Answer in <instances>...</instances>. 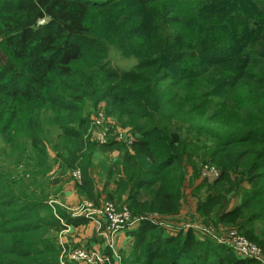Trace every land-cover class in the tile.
<instances>
[{
  "label": "trees",
  "instance_id": "obj_1",
  "mask_svg": "<svg viewBox=\"0 0 264 264\" xmlns=\"http://www.w3.org/2000/svg\"><path fill=\"white\" fill-rule=\"evenodd\" d=\"M110 47L136 63L114 66ZM97 107L129 143L91 138ZM0 142V264H61L58 233L90 219L48 200L49 149L93 207V158L119 153L108 196L140 218L124 264H259L150 215L178 213L196 156L219 175L195 211L264 251V0H0Z\"/></svg>",
  "mask_w": 264,
  "mask_h": 264
},
{
  "label": "rangeland",
  "instance_id": "obj_2",
  "mask_svg": "<svg viewBox=\"0 0 264 264\" xmlns=\"http://www.w3.org/2000/svg\"><path fill=\"white\" fill-rule=\"evenodd\" d=\"M108 57L114 66L119 67L121 69H130L136 63V59L133 56H123L114 47L109 48ZM87 114L89 115L91 120L90 136L93 140H100L106 137L115 136L117 139H121L124 141L126 140V143H129L128 142L129 139L134 137V134L129 130V127L123 128L121 126H116V128H114L112 132L108 133L107 129L109 130L110 125H107L106 123L113 122L115 119L112 117L103 118L102 112L100 111L99 107L92 110L87 109ZM4 151H5L4 146L0 142L1 163L5 162ZM49 153H50V157H52L51 159L52 168H51V178H50V192L52 194L48 196V200L50 202H54L55 199L64 200L67 195H72V194L79 198L78 194L80 193L76 189V176L74 175V172L66 171L64 169L59 168L58 164L54 162L55 152H53L52 149H49ZM118 159H119V153L117 151L106 152V153L98 152L95 154L90 172L95 181L99 193H100L99 186L102 184L103 180L104 179L108 180L105 177L104 167H106L109 163L111 164L116 163ZM183 164L185 168V182L183 185V194L179 202L178 213L174 216H166L162 218L156 215H150V218L154 220L158 219L160 227L164 228L166 231H171V232L177 231V228H175L176 226H181L180 227L181 229L187 230V227L185 225L189 223L190 225H194L191 228L193 237H197L202 241H209L210 243L216 241L221 243L223 247H227L228 244L225 243L224 241L231 240L232 236H230L229 233L230 230H233L238 234L240 233L237 230V226L232 224H223L216 222L215 220H213L216 218L217 216L216 214L212 215L213 219L204 221L203 218L200 215H198V213L195 211L196 203L198 199H202L206 196V194L208 193L206 187L210 185L212 181V177L203 175L201 170L205 165H208V163L199 161L196 156H190L184 158ZM7 173L11 175V168L7 171ZM23 174H24L23 167L20 166L18 167L17 172L14 173V177L15 178L20 177ZM23 183L24 185H26L27 181L24 180ZM243 185L244 182H242L241 186L243 187ZM149 190L150 188L144 189L143 192L146 194V192H149ZM239 190L240 189H238V191ZM81 196L84 197V195ZM107 197L108 199H110L108 194ZM241 197H242L241 192L234 191L233 193L230 194V197L228 196V200L225 201L224 204H226L225 206L227 207H231L232 205L237 203ZM51 199L54 200L52 201ZM79 199H80L79 203H82L81 198ZM61 207L63 208V206ZM91 210H92L91 207L86 206V204L80 205L79 208L77 209V211H80L85 216L87 215L90 216V214L88 213H91L92 212ZM180 210H182V212H179ZM258 223L262 224L261 221H259ZM85 224H87V222ZM245 238L248 240L247 237ZM231 249L235 251L233 248ZM235 252L238 253L237 251ZM263 257H264V251H263ZM251 261L256 262L257 260L253 259Z\"/></svg>",
  "mask_w": 264,
  "mask_h": 264
},
{
  "label": "built area",
  "instance_id": "obj_3",
  "mask_svg": "<svg viewBox=\"0 0 264 264\" xmlns=\"http://www.w3.org/2000/svg\"><path fill=\"white\" fill-rule=\"evenodd\" d=\"M107 138V137H106ZM106 138L100 139L104 140ZM129 142V141H128ZM202 174L216 178L219 175V170L212 165H205L202 169ZM76 178H78V172H74ZM92 211V210H91ZM98 212L104 217V222L101 219H96L97 224V235L104 238L108 245L111 246L117 233L126 230L127 228L135 225L139 217H135L131 214L127 206L117 207L114 202L110 199H105L100 205ZM80 211H77L73 215H81ZM87 215L90 219L94 218V212L92 211ZM186 227H193L187 223ZM181 226H176L175 228L181 229ZM67 229V228H66ZM231 240L224 241L227 243L230 248H233L241 256L249 257L256 259L260 264H264V257L262 249L254 243L248 241L241 234L236 233L233 230H230ZM62 251L60 254V263L61 264H96L98 261H101V258L94 257L87 249L84 247H75L72 249H66L62 245Z\"/></svg>",
  "mask_w": 264,
  "mask_h": 264
},
{
  "label": "crops",
  "instance_id": "obj_4",
  "mask_svg": "<svg viewBox=\"0 0 264 264\" xmlns=\"http://www.w3.org/2000/svg\"><path fill=\"white\" fill-rule=\"evenodd\" d=\"M113 188L114 183L111 180H103L102 184L99 186L101 203L105 199H108L107 194L109 191L113 190ZM78 195L82 203H79L80 199L73 194L67 195L64 200L55 199L54 202L63 206L70 214L76 213L80 205L86 204V206L91 207L94 212V218L89 219L87 224L69 226L67 229H63L58 233L59 244L64 245L66 249L84 247L94 257L101 258V261H98L96 264H124L123 259L129 255L133 239L127 236L124 230L117 233L112 245L109 246L104 238L97 235L96 231V219H101V221L104 222V217L98 212L100 206L93 207L91 202H88L85 197L81 196L82 194ZM179 212H182V210Z\"/></svg>",
  "mask_w": 264,
  "mask_h": 264
},
{
  "label": "water",
  "instance_id": "obj_5",
  "mask_svg": "<svg viewBox=\"0 0 264 264\" xmlns=\"http://www.w3.org/2000/svg\"><path fill=\"white\" fill-rule=\"evenodd\" d=\"M47 20H48V18L43 19V20H40V21L38 22V24H42V23H44V22L47 21Z\"/></svg>",
  "mask_w": 264,
  "mask_h": 264
}]
</instances>
